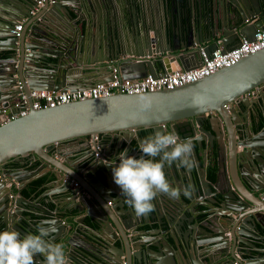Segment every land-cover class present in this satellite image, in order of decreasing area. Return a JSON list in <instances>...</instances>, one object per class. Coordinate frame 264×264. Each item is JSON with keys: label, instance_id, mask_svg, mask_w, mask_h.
<instances>
[{"label": "water", "instance_id": "95a60500", "mask_svg": "<svg viewBox=\"0 0 264 264\" xmlns=\"http://www.w3.org/2000/svg\"><path fill=\"white\" fill-rule=\"evenodd\" d=\"M69 1L44 0L14 36L11 29L26 17L33 0H0V98L7 90L14 92V98L17 81L26 93L75 91L93 86L95 81L87 84V78L104 72L112 76L103 80H112L114 68L122 79L190 70L201 64V52L209 56L219 43L228 50L242 36L252 38L264 29V0H122L127 16L120 17L132 33L121 37L106 28L97 52L105 47V57L92 60L95 45L90 31L82 40H71L59 27L73 29L77 17L87 23L91 11L86 10L95 11L99 1ZM102 3L107 10L117 9L113 0ZM262 85L264 48L173 88L115 93L39 110L29 105L25 115L8 120L15 111L0 113V231L31 234L51 224L56 230L46 239L68 251V264H168L170 255L180 264H264V90L252 98L244 96ZM252 118L263 122L257 132ZM140 129H149L148 135L139 138ZM157 132H174L181 141H190L193 149L187 164L165 166L171 186L181 191L179 198L161 194L151 213L137 217L114 183L112 166L118 165L121 151L139 158L140 143ZM106 133L111 134L108 140H91ZM84 136H89L87 162L79 170L58 155L69 154L61 150L64 143ZM206 140L210 150L204 147ZM198 148L207 155L214 153L215 182L205 179L204 168L195 182L191 161L198 158ZM27 157L49 163L56 178L66 176L60 179L62 191L70 190L75 209H85L94 227L70 230L54 213L50 221L36 219L34 209L42 207L20 191L29 178L8 185L11 177L31 174L30 168L5 167L10 159L24 164ZM72 182L77 185L71 189ZM36 259L43 262L44 257Z\"/></svg>", "mask_w": 264, "mask_h": 264}, {"label": "clouds", "instance_id": "9594fccd", "mask_svg": "<svg viewBox=\"0 0 264 264\" xmlns=\"http://www.w3.org/2000/svg\"><path fill=\"white\" fill-rule=\"evenodd\" d=\"M192 149L190 141H181L174 132H157L140 143L139 158L128 156L126 150L119 153L118 165L112 166L113 180L137 217L151 213L153 201L161 194L179 198L181 191L171 186L165 166L187 164ZM184 194H188L187 189ZM55 230L52 225H41L31 234L0 231V264H68L64 247L46 239ZM148 239L144 237L145 241ZM38 256L44 257L43 262L36 259Z\"/></svg>", "mask_w": 264, "mask_h": 264}, {"label": "crops", "instance_id": "0c3cea01", "mask_svg": "<svg viewBox=\"0 0 264 264\" xmlns=\"http://www.w3.org/2000/svg\"><path fill=\"white\" fill-rule=\"evenodd\" d=\"M98 1L100 4L99 8H96V10L93 11L90 7H88V9L86 10L88 12L91 11V14L89 16H87V14H86L87 23L82 19H78V17H77V18H74V22L77 23V25H76V27H74L72 25L73 29H69V28H67V26L64 27V26H62L63 24H61V26L59 27L62 29L63 32H66V34L69 36V38L71 40H72V38H76V39L81 38V40H82L81 36L86 35L87 34L86 32L90 31L88 33V37H89L90 41L93 42L95 45V48H94L95 54H94V56L91 57L92 60L93 59L98 60L102 57H105V56H103V55H105V47H102V49L100 50L101 55H100V53H97V52L100 49L99 43L102 40V37L104 39L106 36V28H108V30L112 31L113 33L115 32L114 34H118L121 37L130 36L128 34L132 33V30L128 28L127 23L125 22L123 24V21L120 17L121 13H123V15L125 17L127 16V12L125 11V7L123 5L124 3L122 2V0H113V2L115 3V7H117V9L115 8V10H111V11H110V9L107 10L108 8L107 7L105 8L103 6L102 0H98ZM216 1H218V0H216ZM34 2H35V0H33V4H34ZM67 2L71 3V1H69V0H67ZM88 3H89V1H87V5H88ZM33 4H31V7ZM118 7H119L120 11H119ZM40 8L41 7L37 8L35 13L32 15L33 16L36 15L39 12ZM30 9L31 8L26 10V12H25L26 17L21 21H17V23L22 22V25H23L25 21L29 20V16L31 15V14H29ZM188 16H190V14ZM107 19H110V20H107ZM89 21H90V23H89ZM87 24H91L90 29L87 28ZM75 30H76V33L78 35H76L74 33ZM241 38H243V36ZM208 43L209 42H206V44H208ZM206 44H204V45H206ZM232 46H236V44H232ZM219 47H221L220 43H219ZM3 51H5V49ZM95 64H97V62H95L94 64H90L88 67H94ZM173 65L175 67H177V64L175 62H173ZM79 67L80 68L86 67V63L83 64L82 66H79ZM90 73L91 72H88V74H90ZM111 76H112L111 72L109 74H108V72H104L103 75H101V76H97L95 78L94 77L87 78L86 83L89 84L91 81H95V84H96V83H99L101 81H104L103 79L110 78ZM17 83L21 84L20 81H17L16 84ZM79 83H77L76 85L79 86L80 85ZM13 87H15V89H16L15 85ZM86 87H88V86H86ZM81 88L82 87L80 86L79 90H81ZM29 90H33V89H29ZM262 90H264V85H262L261 88H257V90H255V96H257L258 93H260ZM59 91H63V90H59ZM6 92L1 95L0 108L9 106L10 104H12L13 100L16 99L17 95H15L14 98H11V96L14 94V92H12V94H11V91L9 93L7 92L9 94V96H8V94L6 95ZM15 94H16V92H15ZM255 96H249L248 98H252ZM245 120L248 121L247 118ZM259 121H261V120H259ZM259 121L256 118H252V123H253L252 129L254 132L259 131L262 127L261 126L260 128L256 129V126L258 125ZM85 140L86 139H79L76 141H69V142L64 143L61 146V150L63 153H69V154L64 155V157L58 155L59 159L63 160V158H68V162L74 168H77L79 170H83L84 167L86 166V162H87ZM207 140L204 142V147H206V149L210 150ZM136 142H137L136 137H133L132 143L134 144V146H136V144H137ZM198 151L200 152V154L198 155V158L197 159L194 158L191 161L192 174H193L194 180H195V182H198V175L203 170L202 168H204L205 179L208 180L209 183H212L208 178L209 176L207 174L206 168H207V166H209V164L214 163V165H215V179H216L217 178V175H216L217 164H216V160L214 159V153L211 152L209 155H207L204 152L205 153L204 154V153H202L201 148H198ZM31 164H32V161H29L28 164H26L27 166H25V167L30 168L31 174L33 173L32 175L28 174L26 172L18 174L15 177L10 178V181H8V185L10 182L12 185L17 186L19 184V178L20 177H23L24 179L29 178L25 185H27L31 180H33L39 176H42V175H49L51 177V179L46 184L45 190L43 192H41V194H39L38 196H33V195L32 196L31 195L26 196V197L24 196V198H26V200H32L35 204H37L38 206L40 205L42 207V208L34 209L35 213L38 215L37 218L35 216V218L37 220H40L41 223L45 222V221L46 222L50 221V220H52L51 215L54 213L57 218L62 220V222L67 223V226L70 228V230H74L75 227H79V226L82 228H87V225L92 226V227H94L96 225V223L94 221H92L93 218L87 214L85 209H82L80 212L77 209H75L76 204H74L73 202L70 201L71 198L74 199L75 197H74V195H71L70 190L62 191L60 179L66 178V176L63 175V177L61 176L60 178H56L55 174L53 173V171L51 169V165L49 163L43 161V160H41V162H38V164L34 165L33 167L31 166ZM10 170H13V169H10ZM213 182H215V180ZM73 187H75L74 182H72V184H71V189ZM46 194H48V197L45 196ZM75 200L78 201V198H76ZM44 209H48V210L45 211ZM80 217L84 218L83 224L77 222V219ZM201 222L204 224L208 223V222H205L204 220H202ZM91 223H93V225ZM50 225L51 224H46L44 227L48 228ZM211 226H213V224H211ZM87 232H88V229H87ZM88 238H89V236H88ZM65 252L68 253L67 250H65ZM95 253H97V252H95ZM253 254L258 256V255H260V252L254 251ZM96 255H99V254H96ZM168 259H169L168 264H180L178 260L177 261L173 260L172 255L168 256ZM253 259H254V257L252 258V260ZM255 262L259 263V261H255Z\"/></svg>", "mask_w": 264, "mask_h": 264}, {"label": "built area", "instance_id": "2783aa9c", "mask_svg": "<svg viewBox=\"0 0 264 264\" xmlns=\"http://www.w3.org/2000/svg\"><path fill=\"white\" fill-rule=\"evenodd\" d=\"M55 0H48L52 4ZM44 4V0H35L33 7L29 10V14H34L37 8ZM22 29V22L14 24L11 33L18 36ZM264 48V29L257 30L252 38L243 37L240 42L228 50L223 51L221 47L211 51L209 56L204 52L202 54L201 64L190 70H176L173 72H160L157 76L152 77L147 75L138 79H122L116 73V68L113 69V78L109 81H102L93 86L81 90H63V91H46V90H29L26 93L23 86L19 83L15 84L18 92L16 99L13 100L12 105L16 108V113L7 118H16L25 115L29 110V105L34 110L41 108L55 107L57 105L70 103L76 100H84L89 98L108 97L115 93H145L161 90L164 88H173L192 81L201 79L220 68L228 67L241 58L260 51ZM144 56L143 58H148ZM257 88H261L257 87ZM257 88L244 94V96H255ZM31 100V103H30ZM30 103V104H29ZM1 112V108H0ZM92 141L99 142V134L91 137ZM99 148V145L96 147ZM97 154V153H96ZM2 176V175H0ZM10 184V183H9ZM74 185H77L74 182ZM233 264H237L234 262Z\"/></svg>", "mask_w": 264, "mask_h": 264}, {"label": "trees", "instance_id": "16d2710c", "mask_svg": "<svg viewBox=\"0 0 264 264\" xmlns=\"http://www.w3.org/2000/svg\"><path fill=\"white\" fill-rule=\"evenodd\" d=\"M3 55H6L5 52L2 53ZM1 56V54H0ZM262 120L259 121L258 125L256 126V129L260 128L262 126ZM142 132L144 133H149V129H142ZM110 133H106V134H99V137H106V136H110ZM89 136H84L83 139H88ZM29 161H32L31 166L33 167L34 165L38 164V162H41V159L38 157H35L34 160L30 159V157H27L24 159V164H21L20 162L10 159L6 162L5 167L8 169H15L18 167H25L27 166L26 164H28ZM207 174H208V178L211 182H213L215 180V165L214 163L209 164V166H207L206 168ZM51 179V177L49 175H42L39 176L33 180H31L27 185L23 186L20 191L21 194L23 196H38L39 194H41V192H43L45 190L46 184L48 183V181ZM93 225V223H91Z\"/></svg>", "mask_w": 264, "mask_h": 264}, {"label": "flooded vegetation", "instance_id": "af4514ba", "mask_svg": "<svg viewBox=\"0 0 264 264\" xmlns=\"http://www.w3.org/2000/svg\"><path fill=\"white\" fill-rule=\"evenodd\" d=\"M8 110V111H7ZM12 111H15L14 113L12 112ZM8 112H12V115H14L17 111H16V108L12 105V104H10L9 106H7V107H1V112L0 113H8ZM5 120H7V118L5 119ZM176 122H174L173 123V125L175 124ZM171 125H172V123H171ZM138 134H139V138H141V137H143V136H145V135H148V133H144V132H142V129H140L139 131H138ZM111 136V135H110ZM110 136H106V137H102L101 139H106V140H108L109 138H110ZM132 142V141H131ZM133 144V143H132ZM134 145V144H133ZM198 150V149H197Z\"/></svg>", "mask_w": 264, "mask_h": 264}]
</instances>
